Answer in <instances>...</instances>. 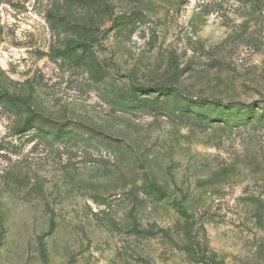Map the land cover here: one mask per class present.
<instances>
[{"label":"rangeland","instance_id":"obj_1","mask_svg":"<svg viewBox=\"0 0 264 264\" xmlns=\"http://www.w3.org/2000/svg\"><path fill=\"white\" fill-rule=\"evenodd\" d=\"M113 1L0 0V81L30 107L0 106V264H264V0ZM60 15L95 42L63 54L87 34ZM156 84L176 93L129 99Z\"/></svg>","mask_w":264,"mask_h":264},{"label":"trees","instance_id":"obj_2","mask_svg":"<svg viewBox=\"0 0 264 264\" xmlns=\"http://www.w3.org/2000/svg\"><path fill=\"white\" fill-rule=\"evenodd\" d=\"M80 0V4L83 5V7L92 8L93 15L92 16H101L102 12H104L105 8L112 7L114 4V1L111 0ZM151 9H148V7L143 4L141 7L137 8L135 11L129 10L127 11L116 23V27H120V29L124 31H130L133 28H135L136 24L139 23H145L148 21V18L151 17L150 15H153ZM92 19H89V22H91ZM50 27L52 30H60L66 28H69L70 30L76 29L80 33H86L87 38L83 39H72L68 43H66L62 53L66 55L73 54L77 49H83L88 44H93L95 42L96 32L100 30V26L96 25L94 22L92 23H86L84 25H72L69 23V19L66 15H60L58 18H53V21H51ZM133 93H131L129 99L133 102L140 103L138 99V94H148L151 96H154V98L158 99L160 97H169L173 96L176 93V89L174 87H168L164 84H156V85H137L133 88ZM200 103H203L205 105L214 104L217 109H223L227 112H231L233 110V107L225 106L224 104H221V102L218 101H208V100H200ZM197 104V103H196ZM202 106V104H199ZM0 106L2 108H5L7 110L15 108L17 110V113H24L25 111H30V107L28 105V101L26 98H23L22 96H18L17 94H13L3 88V85L0 81ZM204 106V105H203ZM249 109V108H246ZM181 114L185 117H193V116H199L200 120H208L206 116H200L199 111L192 109V108H183L181 111ZM196 113V114H195ZM249 115L247 117H250V114H254V110L248 111ZM28 117L23 121L21 127L18 129L17 134H25L29 132L32 128H34V124L38 123L37 117L35 115H32L31 112L28 113ZM229 120V118H227ZM226 120V121H227ZM240 121V120H239ZM260 122L264 121V113L260 115ZM40 125V122L39 124ZM46 132L54 133L56 139H60L66 132L67 128L66 126H58V127H50ZM43 133V131H40ZM147 194L153 195L155 198H170L173 202L174 206L176 207L177 212L185 219H189L188 212L185 208V206L177 201L175 198L168 195V193L164 192L162 189H160L156 184L151 183L148 185L145 189Z\"/></svg>","mask_w":264,"mask_h":264}]
</instances>
